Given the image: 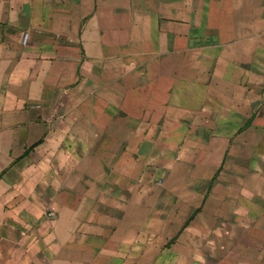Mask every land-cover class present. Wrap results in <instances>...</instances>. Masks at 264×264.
<instances>
[{
    "label": "crops",
    "instance_id": "0c3cea01",
    "mask_svg": "<svg viewBox=\"0 0 264 264\" xmlns=\"http://www.w3.org/2000/svg\"><path fill=\"white\" fill-rule=\"evenodd\" d=\"M0 264H264V0H0Z\"/></svg>",
    "mask_w": 264,
    "mask_h": 264
},
{
    "label": "rangeland",
    "instance_id": "374dc122",
    "mask_svg": "<svg viewBox=\"0 0 264 264\" xmlns=\"http://www.w3.org/2000/svg\"><path fill=\"white\" fill-rule=\"evenodd\" d=\"M55 216H56L55 210H53L52 208H48L46 217L49 218V220H52L55 218Z\"/></svg>",
    "mask_w": 264,
    "mask_h": 264
}]
</instances>
